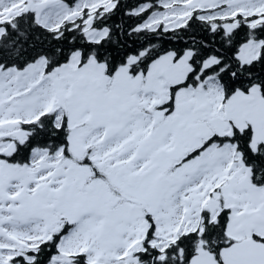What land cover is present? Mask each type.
<instances>
[{
	"label": "rangeland",
	"instance_id": "1",
	"mask_svg": "<svg viewBox=\"0 0 264 264\" xmlns=\"http://www.w3.org/2000/svg\"><path fill=\"white\" fill-rule=\"evenodd\" d=\"M111 3L112 0H79L75 7H68L62 0H0V22L31 8L35 10L39 20L49 28H57L67 20L80 21L87 31V35L90 38L98 39L105 35V31L92 27V15L102 7H109ZM196 9L203 10L202 16L205 19L232 18L240 14L253 16L255 22L264 20V0H164L162 10L155 12L148 20L147 25L177 26L184 23ZM1 33L2 28H0ZM259 48L260 43L258 42L247 43L242 48V58L250 61L257 56ZM188 57L189 54H185L176 58L173 53L161 56L152 63L147 75L134 74L130 66H121L112 78L106 74L104 65L94 59L84 65L79 64V54L73 55L70 64L48 73L43 71V66L40 63L31 64L23 70L3 69L0 66V124L8 123L0 128V134L19 133L18 127L15 125L19 119L24 121L29 117L30 112L37 114L44 111L45 108H56L59 100L65 102L68 97L71 99L69 82L64 77L75 72L85 76L88 80L101 81L107 90V95L114 91L125 94L131 108L130 113L132 116L136 115L142 122V126L137 128L134 124L135 116H128L124 136L104 141L103 133L110 120L103 117L102 113L94 115L92 113L89 116L96 122L98 128L94 130L93 126L82 127L73 134V138H77L84 131L94 130L89 139L85 137L82 141L85 143L87 139L98 144L93 152V158L100 165L110 163L112 166L126 160V157L119 155V150L121 147L131 149L134 146L127 139L133 140V134L139 132L149 133L154 130V125L159 121L160 125L154 134L161 140L151 154L144 155L133 167L135 169L140 166V170H142L141 166L143 165V168L147 166L149 160H154L159 164V168L147 177L148 182L151 183L150 188H135L122 177L116 176L117 179L115 177L117 182L118 180L122 182V190L129 197L126 200L112 194L105 183L100 187L99 183L102 182L99 179L87 182L85 178L88 171L85 167L70 165L68 172H75L78 175L77 180L72 177V180L76 182L71 185V187L74 186L73 191L77 197L75 196L72 200L63 198L52 201L42 194L43 187L47 183L42 177L52 173L50 167L45 168L44 165H38L27 169L8 164L0 159V192H4L6 195L21 196L25 189L31 190L30 193H27L28 196H23L18 201L9 202L7 198L1 200L3 205H9L15 209L13 212L0 211V261L11 256L14 253L13 249L18 248L25 251L29 248L31 244L28 236L40 234V227L47 221L54 220L56 214L62 212L67 217L74 216V203L80 201L83 194L93 200L98 193L101 194V199H99L96 208L87 215L77 218L79 224L75 229L74 236L71 237L76 238L77 243L84 245L94 256L110 255L114 257L122 253L123 247L130 241L140 238L142 226L138 225V221L141 206L137 200L144 198L142 193L144 195L151 193L150 197H153L152 193L155 191L175 193L179 189V192L174 196L177 200L181 192L185 191L189 192L186 197H192L195 201L200 199L203 189L213 185L216 180L229 173L232 177L234 176L233 170L229 172L232 147L226 145L223 152L217 157H211V150L205 153L200 166L196 165V161L179 168L176 176L180 177L182 182L177 185V188H173L174 184L167 180H163L159 184L160 187H156V183L159 181L158 177L162 176V170L183 151L185 139L182 136L185 134L191 136L193 133L179 128L173 123L172 117L165 114V110L156 108L157 105L168 99V87L177 74L182 75L189 70ZM110 80L111 84L108 88L106 85ZM210 85L214 88L203 92L204 95H207L205 98L208 112H218L224 118H219L214 123L220 122L221 125L227 127L225 117H235L237 123L241 125L250 120L256 128L257 138L264 140V98L259 89L252 88L244 97L234 96L231 99H224L222 88L217 83ZM75 89L79 91L78 97L85 95L89 90H97L95 86L82 88L80 84H77ZM253 96L255 100L252 98ZM201 100L205 99L201 98ZM234 102L237 104L234 105ZM140 106L150 110L151 113H143ZM72 116L75 117L74 112ZM186 116L196 127L198 125L196 118L201 117V114L189 113ZM258 123L262 124L261 129ZM131 126L133 130L130 129ZM164 133L166 135L163 136ZM169 144L172 146L167 147ZM9 148H11L10 144H3L0 146V151ZM152 155H158V157L152 158ZM184 170L187 172L183 173ZM8 178H10L11 184L6 185L4 181ZM63 179L65 178L63 177ZM201 183L202 187H200ZM57 187L54 185L53 189H57ZM60 188L62 187L60 186ZM236 195V198L230 199V202L234 206L233 215L240 218L241 225H250L257 229L264 226V223L247 215L255 207L264 208V198L247 199L244 192H237ZM35 201L40 202L39 211L26 212L21 208V205L19 206L25 202L33 203ZM158 202L157 199L150 198L147 204L155 211L156 208H159ZM162 202L166 203L167 201L162 200ZM160 210L159 214L166 217L164 220L169 218L167 211ZM47 212H50L49 217L46 216ZM107 220H110V224L107 223ZM163 225L164 223L161 227ZM116 228L120 229V234H117ZM231 231L239 235L241 240L222 249L221 254L226 264H264V245L249 239L250 236L246 230L240 232L237 227H231ZM116 236L119 237L118 242H109V238L114 239ZM215 261L211 253L202 251L192 264H218Z\"/></svg>",
	"mask_w": 264,
	"mask_h": 264
},
{
	"label": "flooded vegetation",
	"instance_id": "2",
	"mask_svg": "<svg viewBox=\"0 0 264 264\" xmlns=\"http://www.w3.org/2000/svg\"><path fill=\"white\" fill-rule=\"evenodd\" d=\"M91 59L96 60L95 58H89L85 61L81 59L79 64L84 65ZM70 62L71 60L57 65L53 70L68 65ZM97 62L103 64L107 72L106 64ZM38 63L43 66V71H46L48 64L46 56H40L32 64ZM125 66H129V64ZM16 68L13 69L16 70ZM148 71L142 74L147 75ZM187 72L182 73V75L177 74L174 81L168 87V99L157 105L156 108L165 110V114L168 117L171 116L173 123L179 128L190 132L192 131L193 133L191 136L188 134L182 136L185 139L183 151L162 170V176L158 177L159 181L156 183V187H160L159 184L163 180H167L174 184L173 188H177V185L182 182L181 178L176 176L179 168L196 161V165L200 166L203 160L202 156L205 153L211 150V157H217L223 152L226 145L232 147V156L229 160V172L233 170L234 176L232 177L229 173L219 180H216L213 185L206 189L204 188L199 197L200 199L195 201L192 197L187 198L186 196L189 192L186 193L185 191L181 192L177 200L174 196L179 192V189L175 191L176 194L168 193V191L166 193L165 191L162 193L155 191L152 193L153 197H150L151 193L147 195L142 193L144 198L137 200L140 204L139 206H141V214L138 221V225L142 226L140 238H137L135 241H130L123 247L122 253L114 257L110 255L94 256L84 245L77 243L76 238L71 237L74 236L75 229L79 224L77 218L93 211L99 203V199H101L100 193L96 194L93 200L88 199L83 194L81 200L74 203V216L67 217L62 212L58 215L56 214L54 220L47 221L40 227V234L28 236L31 244L29 248L25 251L18 248L13 249L14 253L8 258H5V260L0 261V264H39L40 262L36 263L38 252L47 251L49 248H51V251L45 259L44 264H81V261L83 262L82 264H192L194 259L198 258L202 251L211 253L216 263L226 264L224 259L220 261L203 243L199 242V246L193 253L191 243L181 240L183 238L182 236L189 235L192 232L204 233L210 222L214 220H220V224L223 226L226 214L227 216L229 215V218L223 227L228 233L230 244L241 240L239 235L231 231V227H237L240 232L246 230L250 236L249 239L264 245V226L257 229L250 225H241L240 218L233 215L234 206L230 202V199L236 198L237 192H244V196L247 199L264 198V181L255 180L253 167L245 160L241 149L234 140H231V137L237 129L252 127L253 146L264 149V140L257 138L256 128L250 120H247L244 125H241L237 123L235 117H225L228 124L227 127L221 125L220 122L214 123L215 120L224 118L218 112H208V104L205 98L207 95H204L203 92L214 88L210 85L211 82H215L218 85L219 83L215 79H210L207 84L194 85L187 80ZM114 74L107 75L109 78H112ZM64 78L69 82L71 99L68 97L65 99V102L59 100L56 108H45L44 111L37 114L30 112L29 117L24 121L19 119L15 123L19 133L0 134V138L2 137L0 139V146L3 144L11 145V148L0 151V154L15 150L16 138L19 140H30L26 131L21 127L22 124H28L31 127L43 114L45 115L48 111H53V125L58 129L64 128L69 131L67 145L53 149L39 143L33 148L29 147L30 152L28 155L23 154V150L20 151L16 159L17 162L23 164V166L19 167L32 169L38 165H44L45 168L50 167L52 169L51 174L42 177L43 180L47 181L43 187L42 194L49 200L53 201L54 199L63 198L72 200L76 196L73 191L74 186L71 187V185L76 182L74 180H77L78 175L75 172H68L70 165L85 167L88 171L87 177L85 178L87 182L99 179L102 182L99 183L100 187L105 183L109 191L122 200H126L129 197L122 190V182L118 180V183L116 181V176L122 177L132 187L150 188L151 183L148 182L147 177L159 168V164L154 160H149L147 166L144 168L143 165L141 166L142 170H140V166L135 167V169L133 167L144 155L151 154L160 144L161 140L154 134L156 128L160 125V121L154 125V130L149 133L139 132L133 134V140L127 139L134 146L131 149L121 147L119 150V155L126 157V160H122L119 164L112 166H110V163L100 165L93 158V152L98 144L87 139L85 143L82 141L85 137L89 139L91 133L98 128L96 122L91 117L89 118V116L92 113V115L102 113L103 117L110 120L105 126L103 133L104 141L111 140L117 136H124L127 129L126 121L128 116H135L134 124L137 128L142 126L141 119L136 117V115L132 116L130 113L131 108L128 105V97L125 94L114 91L107 95V90L103 87L101 81H97L96 79L88 80L85 76L78 75L75 72L69 73ZM77 84H80L82 88L95 86L97 90H89L85 95L78 97L79 91L75 89ZM110 84L111 80L106 86L109 88ZM249 92L250 90L237 91L229 99L234 96L244 97ZM201 98L205 100H201ZM252 98L255 100L254 96ZM233 104L236 105L237 103L234 102ZM81 105H86L87 109L82 116L77 117L76 110ZM140 110L143 113H151L150 110H146L143 106H140ZM73 112L75 117L72 116ZM189 113L201 114V117L196 118V123L198 124L196 127H194V123H191L186 116ZM203 115L206 116L202 117ZM5 124L8 123L0 124V128ZM258 125L261 129L262 124L258 123ZM87 126H93L94 130L84 131L77 138H73V134L78 129ZM130 129L133 130V127L131 126ZM106 134H108L107 138H105ZM27 142L30 144V141ZM171 146L169 144L167 147ZM156 157L158 155H152V158ZM186 172L187 170H184L183 173ZM72 177H74V180H72ZM4 184H11L10 178L6 179ZM54 185L58 186L57 189H53ZM202 186L203 184L201 183L200 187ZM165 190H168V188H165ZM30 192L31 190L28 188L24 190L21 196L13 194L6 195V193L0 192V211L13 212L15 209L14 207H9V205H3L2 199L5 200L7 198L9 202L18 201L21 197L28 196L27 193ZM150 198L159 201V208H156L155 211L148 207L147 201ZM162 200H166L167 202H162ZM20 205L26 212L39 211L41 208L39 201L33 203L25 202ZM79 205L82 206L79 208L82 211L81 214L78 212ZM160 209L167 211L169 218L164 220L166 217L163 214H159ZM247 215L250 218L254 217L258 222L264 223V208L255 207ZM46 216L49 217L50 212H47ZM107 223L110 224V220H107ZM162 223L164 225L161 227ZM116 232L120 234V229L116 228ZM257 237L260 240H256ZM113 241L118 242L119 237L116 236L114 239L109 238V242ZM113 259L114 261H112Z\"/></svg>",
	"mask_w": 264,
	"mask_h": 264
},
{
	"label": "trees",
	"instance_id": "3",
	"mask_svg": "<svg viewBox=\"0 0 264 264\" xmlns=\"http://www.w3.org/2000/svg\"><path fill=\"white\" fill-rule=\"evenodd\" d=\"M62 1L68 7H75L79 0ZM163 1L112 0L109 7H102L92 15V27L105 31L98 39L90 38L80 21L67 20L57 28H49L39 20L35 10L25 9L0 22V66L23 70L40 56H46L45 72L48 73L79 54L80 60L95 58L105 63L109 75L127 64L138 74L146 73L155 60L166 54L173 53L176 58L189 54L187 80L192 84L204 85L215 79L224 99L237 91L257 87L264 98V20L255 22L253 16L240 14L232 18L205 19L203 10L196 9L177 26L147 25L150 17L162 10ZM250 42H258L261 46L257 56L246 61L241 51ZM53 114L48 111L31 127L22 124L30 144L16 138L15 150L1 153L0 158L23 166L16 161L22 150L28 155L30 148L39 143L53 149L66 146L69 131L53 125ZM252 137L253 129L248 127L237 129L231 140L237 143L245 160L253 167L255 180L264 181V149L254 147ZM228 218L226 214L224 225ZM223 226L220 220H214L204 233L192 232L181 240L191 243L193 253L199 242L203 243L222 261V248L230 245ZM50 251L51 248L38 252L36 263L44 264Z\"/></svg>",
	"mask_w": 264,
	"mask_h": 264
},
{
	"label": "water",
	"instance_id": "4",
	"mask_svg": "<svg viewBox=\"0 0 264 264\" xmlns=\"http://www.w3.org/2000/svg\"><path fill=\"white\" fill-rule=\"evenodd\" d=\"M87 106L86 105H81L77 110H76V116L80 117L84 114V112L86 111ZM108 137V134L105 135V138ZM80 207H82L81 205L78 206V212L81 214L82 211L79 209Z\"/></svg>",
	"mask_w": 264,
	"mask_h": 264
}]
</instances>
